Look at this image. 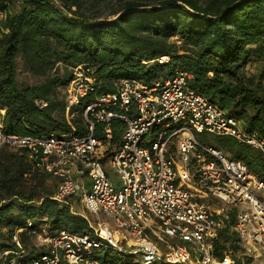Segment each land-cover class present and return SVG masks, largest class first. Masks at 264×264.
I'll return each mask as SVG.
<instances>
[{
  "label": "built area",
  "instance_id": "obj_1",
  "mask_svg": "<svg viewBox=\"0 0 264 264\" xmlns=\"http://www.w3.org/2000/svg\"><path fill=\"white\" fill-rule=\"evenodd\" d=\"M5 17L0 10V37ZM157 60L167 64L169 57ZM190 78L175 70L150 82L122 79L114 92L83 106L85 135L75 129L61 135L6 134L0 110V148L23 151L34 170L58 180L51 199L68 204L77 197L98 220L91 224L85 217L91 236L66 230L40 236L48 251L31 261H22L23 251L0 250V264H100L93 257L99 248L121 252L138 264H233L229 254L222 260L215 256L218 230L226 226L264 258V179L222 150L201 144L195 133L231 137L263 156L264 138L193 90ZM95 86L94 77L74 68L66 111ZM113 122L121 126L117 142ZM101 214L111 222L101 220ZM13 240L21 248L16 235Z\"/></svg>",
  "mask_w": 264,
  "mask_h": 264
},
{
  "label": "trees",
  "instance_id": "obj_2",
  "mask_svg": "<svg viewBox=\"0 0 264 264\" xmlns=\"http://www.w3.org/2000/svg\"><path fill=\"white\" fill-rule=\"evenodd\" d=\"M57 1L0 0V10L6 14L2 21L6 31L0 37L4 133L45 136L75 129L76 134L85 135L83 119L82 124L75 120L71 125L53 115L61 103L55 100L57 91L67 88L73 69L79 67L96 79L95 91L75 107L82 118L86 103L114 92L122 79L150 82L183 70L190 74L188 83L193 90L264 138V0H108L111 10L104 16L100 5L107 0ZM162 56L169 57L167 64L158 62ZM18 60L29 74L43 81L21 85L16 76ZM252 64L259 65L256 75L246 72ZM41 101L47 106L41 108L37 104ZM120 127L112 123L113 142L119 139ZM216 148L264 179V156L258 150L231 137H220ZM14 150L20 156H13L1 171L5 193L1 194L0 214L20 210L24 219L15 225L25 227L20 238L30 232L35 235L43 221L51 234L66 230L91 236L88 220L73 211L70 203L60 204L45 191L17 189V179L23 187L22 179L30 171L40 185L52 176L34 170L25 153ZM234 237L228 228L219 230L215 241L218 260L229 253L227 243H237ZM20 238L21 248L13 240L0 245V250L24 254ZM45 247L34 248L22 261L38 258L48 251ZM93 257L100 264L126 260L106 248L97 249Z\"/></svg>",
  "mask_w": 264,
  "mask_h": 264
},
{
  "label": "rangeland",
  "instance_id": "obj_3",
  "mask_svg": "<svg viewBox=\"0 0 264 264\" xmlns=\"http://www.w3.org/2000/svg\"><path fill=\"white\" fill-rule=\"evenodd\" d=\"M100 5V10H102V15H106L110 10H111V3L103 2ZM18 70L16 73L17 80L21 85H34L41 83L43 79L41 78H36L33 75L29 74L26 69L24 68L21 60H18ZM246 72L248 74H258L259 72V65L257 64H252L250 65L247 69ZM57 96L56 99L58 102H61L60 105L55 106L53 110V115L57 118L60 119V121H66L69 124H73L75 120L80 122L79 124H82L80 114V110L78 108L72 109L70 112H67L66 109H63V104L65 100V93L66 89H60L57 91ZM195 136L197 140L205 145V146H210L213 148H216L218 146V141H219V136L215 134H211L208 132H201V133H195ZM13 156H20L18 152H16L14 149H7V148H0V203L2 202V197L1 194L5 193L4 187L1 184V171L5 168H7L10 165V160ZM107 168V173L109 175L110 179H115V173L110 170L109 166ZM34 173L30 171L27 175H25L24 179H22V182L24 183V186H21V181L20 179H17L16 183L17 189L21 190L24 193H29V192H36L37 194H42L46 190L51 187H54V180H49L48 178L45 181L44 185H40L38 182H36L33 179ZM47 185V187H45ZM90 187V183L87 185ZM120 186V182L118 181L117 187ZM69 203L71 204V209L77 213L82 214L83 216H87L88 220L90 221L91 224H95L96 218L90 216L87 214L86 210L84 209L82 203L79 201L77 197H73L69 200ZM212 203H216L215 201ZM102 218L101 220L103 221H109L111 222V218L108 215L101 214ZM24 217L22 216V213L20 212L19 209H14L11 212L5 213V214H0V245H6V244H11L13 242V234L17 236L18 240L20 238L21 232L25 230V227L22 226L23 228L18 229L15 227L17 224L16 222H21ZM39 230L38 233L40 236L45 237L47 234H51L49 231L48 224L45 223V221L40 222L38 224ZM114 225V224H113ZM28 226V225H27ZM30 232V231H29ZM238 236V237H237ZM23 238V245L25 246V252L24 256H26L29 252H32L34 248L40 249L41 247H45L47 245L41 238H38L33 235L31 232L30 234H26L25 236H21L20 239ZM234 240L237 241V243H232L226 244V247L229 251V255L233 259L234 263L233 264H264V258L262 255H260V252L253 247L252 244H250L247 239L245 238H240L239 235L235 234ZM45 244V245H43ZM233 245V246H231ZM36 249V250H37ZM97 250V249H96ZM96 250H94V253H96ZM112 250V249H111ZM115 251V250H114ZM117 252V251H116ZM93 253V256H94ZM119 255H121V258H125L126 260L122 264H138V262L133 258V257H128L124 254H121V252H117ZM96 255V254H95ZM139 264H143V262H140Z\"/></svg>",
  "mask_w": 264,
  "mask_h": 264
},
{
  "label": "crops",
  "instance_id": "obj_4",
  "mask_svg": "<svg viewBox=\"0 0 264 264\" xmlns=\"http://www.w3.org/2000/svg\"><path fill=\"white\" fill-rule=\"evenodd\" d=\"M49 180H54V187H51V188H49L48 187V189L46 188V190H45V192L47 193V194H51V196L54 194V192H55V189H56V185H57V182H58V180L56 179V178H53V177H50V178H48ZM47 185L48 184H46V186L45 187H47ZM200 201H202V202H205V203H207V204H214V203H212V202H214L212 199H209V198H201L200 199ZM234 221V215L232 214L231 215V222H233ZM222 228H228L229 229V231H231V232H233L234 234H236L237 235V233L231 228V226H226V227H222ZM222 228H220V229H222ZM219 229V230H220ZM219 230H218V234H219ZM35 235H36V237L38 238V236H39V238H40V235H39V233H38V231L35 233ZM238 237V236H237ZM217 238H218V236H217ZM217 240V239H216ZM48 246V245H47ZM46 248V247H45ZM48 248H49V246H48Z\"/></svg>",
  "mask_w": 264,
  "mask_h": 264
}]
</instances>
